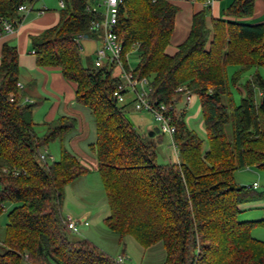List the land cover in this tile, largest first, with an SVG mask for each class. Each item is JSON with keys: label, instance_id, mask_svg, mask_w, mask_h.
<instances>
[{"label": "trees", "instance_id": "obj_1", "mask_svg": "<svg viewBox=\"0 0 264 264\" xmlns=\"http://www.w3.org/2000/svg\"><path fill=\"white\" fill-rule=\"evenodd\" d=\"M62 1L57 25L30 43L36 66L59 68L75 85L76 104L93 118L91 148L110 212L106 228L120 239L132 236L143 248L162 243L164 264H264V243L251 236L264 220H238L239 206L263 194L234 180L239 169L264 173V21H238L251 17L256 0H233L223 11L228 19L213 20L211 29L206 11L194 14L189 34L173 56L165 50L178 8L165 0H121L116 33L122 59L127 69L125 55L136 48L133 77L148 81L150 102L167 107L175 129V164H157L153 137L140 136L125 107L117 106L114 93L121 80L113 69L83 66L76 39L93 36L90 0ZM33 2L0 0V18L18 26V7ZM17 58L14 47L2 46L0 214L6 201L14 208L3 231L0 264H119L89 241L72 237L63 224L64 188L88 173L63 145L77 121L60 117L37 134L31 119L36 105L24 104L17 87ZM230 67L234 71L228 74ZM179 87L199 100L205 152L183 115L174 113L183 98ZM231 88L239 93L238 103ZM55 141L60 142L59 160L41 162V151ZM3 169L21 173L12 176Z\"/></svg>", "mask_w": 264, "mask_h": 264}, {"label": "rangeland", "instance_id": "obj_2", "mask_svg": "<svg viewBox=\"0 0 264 264\" xmlns=\"http://www.w3.org/2000/svg\"><path fill=\"white\" fill-rule=\"evenodd\" d=\"M49 3L56 4L57 0H47ZM57 8V7H56ZM210 14L207 13L206 17ZM97 33L96 36H99ZM90 47L85 46L80 52L82 64L85 68L93 67L92 59L88 58ZM125 61L128 71L132 72L138 64L136 48L132 47L125 55ZM234 68L228 69L231 74ZM264 78V69H260ZM249 73L242 75L239 84L243 85L249 79ZM116 75V73H115ZM235 103H238L239 93L231 88ZM134 94L129 88H125V93L117 98V106L125 107L127 118L133 124L135 131L140 136H149V132L155 128L159 129V124L155 122L152 114L146 111L136 112L133 109ZM86 109V108H84ZM185 111V122L187 127L193 131L202 141V150L205 152L208 148L207 138L204 128L202 127V117L200 113L199 100L193 96L190 103L186 104L182 98L175 104V112ZM84 117H76L78 122L77 129L64 140V148L74 154L80 161L85 160V167L88 173L77 179L72 184L67 185L63 192L62 213L70 216L74 220L87 218L88 227L78 226V235L71 234L76 239H84L95 245L100 251L107 254L110 258L117 261L119 256H124L122 264H164L165 250L162 243H157L149 248H143L132 236L119 238L110 232L105 224L104 219L109 216L107 198L104 192L101 177L97 171L96 156L92 151L91 145L95 143V124L88 110H84ZM38 135L42 134L40 131ZM75 140L74 142H71ZM157 146L156 163L169 164L175 163L176 159L172 154V143L168 134L159 131L153 136ZM79 142V143H76ZM53 160L47 159V164L57 162L60 157V142L51 143L46 149ZM235 183L238 186L250 187L253 183L257 184L252 189L254 194L262 193V198H253L243 205L238 215V220H251L248 218L264 217V173L261 171L241 169L234 174ZM14 208V204L6 201L3 204V212L0 214V230L4 229L8 222V214ZM257 216V217H256ZM246 218V219H245ZM251 236L264 243V227H255L251 231ZM3 249L0 250L2 252Z\"/></svg>", "mask_w": 264, "mask_h": 264}, {"label": "crops", "instance_id": "obj_3", "mask_svg": "<svg viewBox=\"0 0 264 264\" xmlns=\"http://www.w3.org/2000/svg\"><path fill=\"white\" fill-rule=\"evenodd\" d=\"M60 1L61 0L56 1L57 6L56 4L53 5V3H49L47 0H35V2H33L32 4H26V6L29 8V11L18 12L20 22L18 26H15V32L11 35L0 36V54L2 46L4 44L14 47L17 51L18 82L22 86V88L19 89L23 94L22 102L27 105H36L31 112V119L32 122L36 125L35 131L37 133L40 131L42 134L44 132L43 127L45 124L60 117H72L76 119V117H80V115L83 116L85 114L84 110H87L76 104L75 85L67 81L62 76L59 68H39L36 66V58L33 54L30 43L31 37L37 36L44 30L57 25L59 21V12L62 9L59 6ZM232 2L233 0H219L208 9H205L200 4H189L182 2L172 3L175 7L178 8L179 11L175 16L173 35L171 37L169 45L165 50V53L168 56H173L176 53L177 47L184 42L189 34L191 19L194 14L202 11H206V13L210 14L209 17H206V26L208 29H211L213 20L228 19L223 17V11ZM238 21L243 24L262 23L264 21V0L255 1L253 14L251 15V17L240 19ZM96 35L97 34H93V36L90 38H84L83 36L82 40L80 41L82 50L85 46L90 47L91 50L88 53V58L92 59V63L95 58V51L101 44L99 37ZM249 74L251 75L252 71ZM181 115H183V119L185 122L186 113L184 110L177 112V116ZM74 141L75 140H72L71 142ZM172 149L173 157L176 159L175 163H177V151L173 146ZM80 162L82 165H84L83 163L86 164L84 159ZM245 169L258 172V170L254 168ZM243 205L244 204L239 206V210L243 208ZM248 219L251 220L239 221H258L264 220V217H253ZM3 231L4 229L0 230V250L3 249Z\"/></svg>", "mask_w": 264, "mask_h": 264}, {"label": "built area", "instance_id": "obj_4", "mask_svg": "<svg viewBox=\"0 0 264 264\" xmlns=\"http://www.w3.org/2000/svg\"><path fill=\"white\" fill-rule=\"evenodd\" d=\"M169 3H189V4H200L205 9L210 8L214 3L219 0H165ZM121 0H90L87 6V11L95 16V19L90 24V31L93 34H99V40L101 41L100 46L95 51V58L93 61V66L95 68H112L116 73L117 77L121 80V85L118 87L117 92L114 93L117 99L120 95V91H124L125 88H129L134 94L133 109L136 112L146 111L152 114L155 122L159 124V131L168 136L173 141V135L175 132L174 126L171 124V118L166 114L167 107L163 104H155L147 99L149 92L148 81L145 78L138 79L134 78L132 72L125 68L122 59V44L116 33V26L118 20L119 5ZM60 8L64 7V3L61 0L59 2ZM29 8L26 5H21L18 7V12H28ZM15 32V25L3 18H0V36L11 35ZM81 36H78L76 43L79 46L80 52L82 47L80 41ZM18 89L22 86L18 83ZM178 93L183 95V99L186 104H189L193 95L187 91L184 87H179L177 89ZM10 98L12 95L9 96ZM173 143V142H172ZM53 160L51 156L48 155L47 151L43 149L39 155V159L43 163H47V159ZM3 173H10L12 176H18L21 172L17 170H7L3 169ZM257 187L256 183H253L251 188L255 189ZM63 224L70 234L78 235V226L88 227L89 223L87 218L81 220H74L70 216H65L63 219ZM119 264L124 262V256H119L116 261Z\"/></svg>", "mask_w": 264, "mask_h": 264}, {"label": "water", "instance_id": "obj_5", "mask_svg": "<svg viewBox=\"0 0 264 264\" xmlns=\"http://www.w3.org/2000/svg\"><path fill=\"white\" fill-rule=\"evenodd\" d=\"M84 38H87V36H84ZM159 133V129L155 128L152 132L149 133V137H153L155 134Z\"/></svg>", "mask_w": 264, "mask_h": 264}]
</instances>
